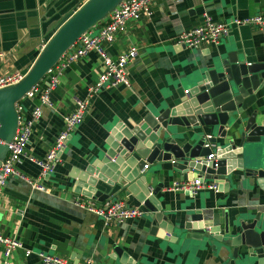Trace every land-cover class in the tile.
I'll use <instances>...</instances> for the list:
<instances>
[{
  "label": "crops",
  "instance_id": "crops-1",
  "mask_svg": "<svg viewBox=\"0 0 264 264\" xmlns=\"http://www.w3.org/2000/svg\"><path fill=\"white\" fill-rule=\"evenodd\" d=\"M85 1L0 0V50L4 53L0 71L25 74L45 45L51 22ZM256 14L264 15V0H152L148 15L140 14L136 20L127 21L123 30L113 34L111 43H100L112 58L130 46L136 48L127 65L129 87H105L91 98L86 97L88 88L103 70L93 50L62 68L56 85L48 92L51 107H41V116L24 148L25 157L17 166L20 173L46 190L31 189L14 176L0 190V234L15 238L22 246L4 256L0 245V264H40V252L71 263L89 259L92 264H257L255 258L240 259L242 248L236 258L232 257L233 247L218 242L219 236L207 241L203 237H186L185 233H165L152 217L153 204L141 203L136 194L108 195L141 211V216L117 225H104L98 217L71 203L76 195L97 200L107 197L94 189L87 174L116 125L129 128L145 117L167 120L171 111L181 109L180 101L186 100L196 84L204 80L210 63L227 55L246 63L264 62V29L256 26H231L218 45L201 43L195 48L176 44L177 36L202 24L205 18L228 22ZM98 26L97 22L91 30L94 32ZM263 89L257 94V98L261 97V112ZM85 98L87 108L81 123L68 132L52 171L41 175L26 156L42 158L63 129V116L75 110L76 99ZM22 103L27 117L37 100L22 99ZM250 110L251 107L243 110L242 115ZM229 123L226 127L224 123L188 128L187 123H170L161 131L176 145L192 146L207 135L217 145L236 144L241 126ZM170 160H150L143 172L150 191L160 184L154 199L166 216L164 225L181 228L197 212L201 217L199 223H206L209 230L218 231L221 237L252 228L264 241V188L255 182L248 184V178L234 170L235 176L230 175L227 182L216 184L202 179L215 184L216 190L205 187L190 196L169 189L173 182L195 180L191 172L174 169ZM256 226L260 231L254 230ZM24 250L29 251L27 256Z\"/></svg>",
  "mask_w": 264,
  "mask_h": 264
},
{
  "label": "water",
  "instance_id": "water-1",
  "mask_svg": "<svg viewBox=\"0 0 264 264\" xmlns=\"http://www.w3.org/2000/svg\"><path fill=\"white\" fill-rule=\"evenodd\" d=\"M119 1L86 0L76 10L52 21L45 45L23 78L15 85L0 89V161L6 155V142L16 126L14 102L44 75L79 35L104 18ZM204 76L186 100L180 101L181 109L171 111L167 120L145 117L129 128L116 125L111 129L105 146L90 164L87 179L105 196L123 192L125 195L136 194L135 198L143 204L151 202L155 211L152 217L167 234L179 236L185 233L186 237H203L207 241L219 236L218 242L233 247L232 257L236 258L242 248L240 259L255 258L257 264H264V241L252 228L221 237L218 231L209 230L206 223H199L201 217L197 212L190 216L189 222H183L181 228L164 225L166 216L154 199L160 184L150 191L143 173L150 160L173 158L170 160L172 167L181 173L191 172L192 179L207 178L216 184L223 183L230 175L235 176L232 173L235 170L248 178V184L255 182L259 188H264V112L258 108L261 97L257 98L264 88V62L246 63L227 55L210 63ZM249 107L250 112L242 115ZM170 123H187V128L224 123L226 127L229 123L241 126V130L238 129L236 144L217 145L215 139L210 138L216 157L206 161L210 149L202 147L203 137L192 146L173 144L161 131ZM223 230L224 233L228 231L227 227ZM254 230L260 231V227L256 226ZM196 231L200 233L194 234Z\"/></svg>",
  "mask_w": 264,
  "mask_h": 264
},
{
  "label": "built area",
  "instance_id": "built-area-1",
  "mask_svg": "<svg viewBox=\"0 0 264 264\" xmlns=\"http://www.w3.org/2000/svg\"><path fill=\"white\" fill-rule=\"evenodd\" d=\"M152 0H120L116 6L106 14L104 18L98 21L99 26L93 32L91 28L83 32L58 58V60L47 69L44 75L33 84L16 102H14V111L16 114V126L10 140L6 142L7 152L0 161V190L5 185L9 177H18L25 181L31 189L45 191V187L24 176L17 169L21 159L25 157L24 148L27 145L34 123L41 116V107H51L48 92L56 85L59 71L69 63L82 57L87 51L93 50L100 58L103 70L97 76L95 82L88 88L87 98H91L97 91L105 87L122 85L129 87L130 82L127 76V65L134 58L136 48L128 47L123 53L114 58L109 56L100 46L101 42L111 43L113 34L124 29L127 21L136 20L140 14L148 15V5ZM177 2V0H170ZM231 26H256L264 29V15L256 14L244 18H232L228 22H212L205 18L203 23L187 31L181 32L176 38V44L195 48L201 43H210L218 45L220 38ZM95 27V25H94ZM93 27V28H94ZM43 47V46H42ZM42 47L40 49H42ZM4 53L0 50V60ZM24 74L19 71L3 73L0 71V89L17 84ZM36 99L25 117L23 111L22 99ZM75 110L68 115L63 116V129L55 136L51 146L42 158L26 156V158L38 167L40 174L45 175L52 171L53 165L58 161L59 152L62 150L68 132L79 125L83 119L87 108V100L76 99ZM210 136H203L202 147L210 149L206 155V161H211L216 157L213 143ZM2 143V141H0ZM200 179V178H199ZM216 190L215 184L204 183L195 178L191 181L173 182L170 190H181L194 196L203 188ZM71 203L82 210L98 217L104 225L120 224L141 216V211L136 207H129L123 199L107 196L104 199L97 200L86 198L84 196H72ZM0 245L3 246V255L7 256L11 250L20 249L21 243L13 237H7L0 234ZM29 254L24 250V255ZM40 264H92L89 259L82 263H71L63 260L59 256L45 253H38Z\"/></svg>",
  "mask_w": 264,
  "mask_h": 264
},
{
  "label": "rangeland",
  "instance_id": "rangeland-1",
  "mask_svg": "<svg viewBox=\"0 0 264 264\" xmlns=\"http://www.w3.org/2000/svg\"><path fill=\"white\" fill-rule=\"evenodd\" d=\"M93 27H94V26H93ZM93 27H92V28H93ZM220 40H221V39H220Z\"/></svg>",
  "mask_w": 264,
  "mask_h": 264
}]
</instances>
